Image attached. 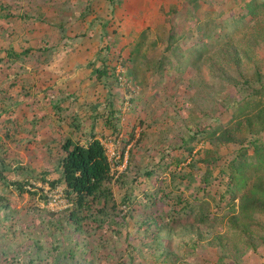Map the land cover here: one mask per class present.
<instances>
[{"label":"rangeland","instance_id":"1","mask_svg":"<svg viewBox=\"0 0 264 264\" xmlns=\"http://www.w3.org/2000/svg\"><path fill=\"white\" fill-rule=\"evenodd\" d=\"M247 1L0 0V161L12 168L3 172L9 180L28 179L38 189L36 195L21 194L0 179V264H76L77 259L89 264L85 260L91 255L98 264H129V252L136 255L134 264H264V239H259L264 236V212L254 213L249 225L260 241L254 251L239 225L230 221L238 215V199L230 200L227 178L220 173L228 172L242 148L252 154L245 116H237L240 110L232 116L233 99L245 91L239 94L227 81L264 73V0H254L259 4L256 15L241 18ZM26 48L33 51L17 60L8 54ZM107 57L118 77L111 89L118 92L119 133L111 134L102 121L93 131L110 156L114 179L123 171L126 178L137 176L129 184L113 179L114 198L120 202L126 188L136 195L158 186L171 193L158 202L157 215H149L136 201L132 211L121 205L116 216L120 220L127 212V224L117 225V236L102 234L87 222L72 232V223L60 217L69 205L64 185L50 189L39 180L43 171L48 179L59 176L63 140L84 138L90 115L109 98L108 79L96 81L89 66ZM260 101L263 110L264 99ZM257 111L252 110L255 129ZM72 118L80 130L70 127ZM238 121H243L240 129ZM207 126L209 132L216 128L213 139L227 129L234 141H209ZM196 131L192 150L182 149V138ZM253 136L264 142V128ZM123 139L130 141L125 145ZM217 153L220 159L210 165L213 179L204 186L200 177L207 166L202 159ZM163 157L167 167L156 168ZM17 165L28 171L21 174ZM147 166L155 167L154 184L139 171ZM188 172L190 176L181 177ZM259 173L264 176V169ZM39 188L48 202L39 197ZM176 194L181 205L192 201L194 207L175 214L181 206L175 203ZM202 212L210 214L203 222ZM45 215L48 222L60 220L44 228ZM146 216L164 225L154 241L152 228L141 224ZM139 230L148 237L146 245ZM126 233L131 234L128 248ZM133 244L141 251L132 250Z\"/></svg>","mask_w":264,"mask_h":264},{"label":"trees","instance_id":"2","mask_svg":"<svg viewBox=\"0 0 264 264\" xmlns=\"http://www.w3.org/2000/svg\"><path fill=\"white\" fill-rule=\"evenodd\" d=\"M108 1L112 2L113 0ZM257 7H259V4H255L254 0L247 1L244 7L245 12H243L240 17L244 18L246 17V15L249 14H251V16L256 15ZM63 25L64 22L60 23L61 31H64V29L62 28ZM63 37L65 36H62L61 38ZM49 47L50 46H48V48H45V53L50 51ZM109 49L110 47L107 46L106 50L109 51ZM30 51H33V49L26 48L21 52H15L11 49L8 54L13 56V58L15 57L16 59H14L17 60L20 59L22 55H25ZM34 51H41V48H38ZM1 59L2 58H0V60ZM89 66L93 67L91 69V73L92 75L94 74L93 76H95L96 81H100L102 77L108 79L107 93L109 92V98L105 100L103 106L96 107V112L91 114V117L89 116L92 121V124L88 132H83L84 138L73 140L71 137H66V139L63 140L61 144L63 154L59 158L58 163V166L60 168L59 176L54 179H48L46 178L48 171H43L41 172L39 180L43 184H47L50 189H54L56 188V186L62 184L64 185L63 195L69 205L65 207L64 214L60 217L65 223H72V232L75 230L81 231L82 222H87L92 223L90 228L95 225V228L102 229V234L110 233L112 235L117 236L119 235L117 225L122 223L127 224V221L125 219L128 215L127 212L123 213L119 217L120 220H118L116 216L118 211L120 210L121 205L128 207V209L132 211V205L136 201L137 205H140L142 208L145 209V211H149V215H153V213L157 215L159 213L157 211L158 202L167 195L169 198H171V193H164V188L158 186L156 187L155 191L150 192L146 190L136 195L134 193L133 188H126L125 193L120 199V202H117L115 200L113 191L110 186V182L114 179L112 162L109 159L106 148L101 138L98 137L95 131H93V128L96 125V122L102 121L104 122L106 128L111 129V134H114L117 137L119 133V131L117 130V122L120 119V110L116 106L117 102L115 103V97L118 92H113V90L111 89L113 83L116 82L118 77H116L117 75L115 76V67L111 66L108 57L99 58L98 65L96 66H94L93 61H91L89 62ZM227 81L231 84V86L237 88L239 94L245 91V95L241 96V99H233L231 105L234 106V112H232V116H235L236 111L240 110L237 116H245L248 132L251 134V136H253L254 134H258L264 128V116L261 115L264 114V109H260V107L262 108L261 105L258 106L261 102L260 99H264V73L255 72L254 76H241L239 81H235L233 79L231 80L230 78ZM250 102H253V104H251ZM256 107L258 108L259 113L258 111L254 112V115L256 118H258L257 120H260L259 124L255 123L259 126L258 129L253 128L251 122L253 116L252 110H254V108ZM245 108H249L250 111L245 112ZM75 121H77L76 118H72L70 127L80 130L81 126L79 124H75ZM242 124L243 121H238L236 124L237 129H240L242 127ZM207 128L209 127L207 126L205 128L207 131L204 133H206V135L208 136V140L211 142L215 141V143L218 144L234 141L233 136L230 134L229 131H227V129L221 130L217 135L218 137L213 139L214 137H216V128L212 129L210 132ZM132 136L133 135L131 134L130 138ZM197 136H199L198 131L193 132V135L191 137L189 136L186 139L182 138V149L189 151L192 150V146H190V143H192V141L194 140H197ZM251 136L249 137L250 139H248L247 141L248 145L252 147V154H248L247 148H242V151H239L235 158L228 164V172L222 169L220 173L224 174V176H226L227 178L226 192L229 194L230 200L234 201L235 199H238V215L231 216L230 221L234 226L239 225L241 231L246 234V244L249 247L251 246L250 248L255 251L257 249V245H259V239L261 237L262 239H264V236L261 235L259 236V239H257V237H255L254 234L250 232L249 225L250 222H253L252 219H254V213L264 212V176L259 173L260 170L264 169V142H262L258 136ZM129 141L130 140L128 139L127 141L123 139L125 145L128 144ZM125 147L126 146H123L121 148V151L119 152V163L121 162L124 156ZM208 153H212V150H208ZM160 155L164 156L165 153L161 152ZM209 158L210 159H202V162H204L207 166L205 172L202 173L200 177L201 183H203L204 186L209 185L211 183L210 181H212L213 179L212 167L210 165L213 164L215 160L217 161L218 159H220L218 153L213 158ZM159 160L154 164L156 168H166L167 164L165 163V158H162V162H159ZM128 162L130 164V161ZM139 168V171L142 172V175L145 176L150 181V183L152 182L154 184L155 182H157V177H155L154 175L155 167L147 166ZM16 169H19L21 171V174H24V172L28 171L27 168L20 165H17ZM5 170L11 171L12 168L0 161V179L2 180V183L6 184L7 186L13 187L21 194H37L38 189L36 188L35 184L29 182L28 179L22 181L9 180L3 174ZM141 172L136 173L139 174ZM188 176H190V172H188V174L182 175L181 177L187 178ZM136 180L137 176L126 178L124 171L121 172L119 176L114 179V181L119 182L120 184H129L130 182L133 183ZM190 180L192 182L194 178L192 177ZM163 181L165 182V180L161 179V183H163ZM177 187L178 185H174L172 188ZM39 191V197L42 198L45 202H48L50 198H48L47 194H44L41 188H39ZM159 192H163V195L159 196ZM137 196H139L138 199ZM1 200L2 197H0V201ZM175 203L179 205L182 204V201L180 200V197L177 196V194L175 198ZM193 207L194 205L192 201H184L183 205H181L178 210L174 208L175 210L173 211L175 214L180 215L181 212L184 213V209L191 210ZM7 214L9 215V213ZM7 214L5 215V219L7 218ZM49 215L51 216L54 214L53 212H49ZM208 215H210L209 212H202V218L200 221L203 222L204 220L208 219ZM50 216H46L47 222L44 228L49 224L54 225L58 220H60L59 218L57 221L52 220L51 222H48L50 221L48 219ZM151 216H146L141 221V224H143L147 228V230L152 228L150 237L152 238L151 241H154L157 235H159V231L164 227V225L162 223H157L156 219ZM161 217L162 216H160V218ZM139 234H141L139 237L143 238L141 241L142 243H145V245L149 243L148 237L143 236L144 232L142 234L140 231ZM130 235L131 234L126 233L124 238L127 248L128 245L131 246V243H129L127 238ZM132 237L133 236H131V239ZM139 239L140 238H137V240ZM99 240L100 239H98L96 242H98ZM36 241L38 240H35V242ZM38 247L40 248V246ZM132 247V250L136 249L138 251H141L135 244H133ZM54 249H56V247H54ZM91 251V254L96 253L94 250ZM70 253H74V251ZM90 257L91 259L85 261L89 264H98V261H95L96 255H91ZM78 260L79 259L76 260V264H82V262L77 263ZM134 260H136V255L129 252V264H134ZM31 262H33V260H31Z\"/></svg>","mask_w":264,"mask_h":264},{"label":"clouds","instance_id":"3","mask_svg":"<svg viewBox=\"0 0 264 264\" xmlns=\"http://www.w3.org/2000/svg\"><path fill=\"white\" fill-rule=\"evenodd\" d=\"M109 156V155H108ZM109 159H110V156H109Z\"/></svg>","mask_w":264,"mask_h":264},{"label":"crops","instance_id":"4","mask_svg":"<svg viewBox=\"0 0 264 264\" xmlns=\"http://www.w3.org/2000/svg\"><path fill=\"white\" fill-rule=\"evenodd\" d=\"M261 264V263H260Z\"/></svg>","mask_w":264,"mask_h":264}]
</instances>
